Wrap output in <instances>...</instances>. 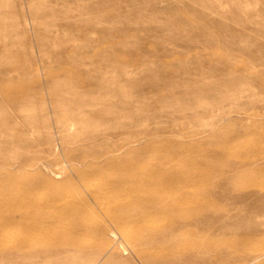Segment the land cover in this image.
I'll use <instances>...</instances> for the list:
<instances>
[{
  "label": "rangeland",
  "instance_id": "obj_1",
  "mask_svg": "<svg viewBox=\"0 0 264 264\" xmlns=\"http://www.w3.org/2000/svg\"><path fill=\"white\" fill-rule=\"evenodd\" d=\"M0 264H264V0H0Z\"/></svg>",
  "mask_w": 264,
  "mask_h": 264
}]
</instances>
